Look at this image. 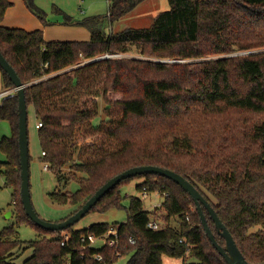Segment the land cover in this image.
<instances>
[{
	"label": "trees",
	"instance_id": "16d2710c",
	"mask_svg": "<svg viewBox=\"0 0 264 264\" xmlns=\"http://www.w3.org/2000/svg\"><path fill=\"white\" fill-rule=\"evenodd\" d=\"M142 1L109 0L110 23ZM169 2L171 9L158 13L148 27L107 34L97 19L88 18L82 24L90 32L89 40L46 41L42 29L5 27L2 22L12 2L0 0V51L25 85L28 109L32 106L42 123L38 138L43 160L59 184L74 179L80 185L71 194L52 192L50 198L75 207L70 216L109 179L129 168H168L202 193L245 259L263 263L264 0ZM25 3L44 20L33 0ZM134 51L142 57L125 55ZM0 71L3 88L14 89L8 74L1 67ZM97 77L100 83L93 84ZM95 94L106 103V119H100ZM0 120L11 126V134L0 141L7 157L0 166L14 190L17 222L32 224L39 233L38 239L23 242L16 238L14 226L4 228L0 264H16L10 251L17 247L32 251L22 264H102L97 253L108 262L115 248H84L81 236L102 235L110 224L49 231L26 215L20 195L16 94L0 103ZM134 178L142 179L136 185L141 193L144 188L169 193L162 204L166 221H179L177 227L168 223L158 231L147 228L150 212L140 197H132L127 220L115 224L121 257L131 254L127 264H162L164 255L182 258L183 264H228L208 238L191 196L164 176L129 177L90 212L122 207L121 186ZM203 209L216 240L225 247L210 212ZM255 227L258 230L252 231ZM65 232L70 238L62 245ZM131 237L135 244L129 243Z\"/></svg>",
	"mask_w": 264,
	"mask_h": 264
},
{
	"label": "rangeland",
	"instance_id": "374dc122",
	"mask_svg": "<svg viewBox=\"0 0 264 264\" xmlns=\"http://www.w3.org/2000/svg\"><path fill=\"white\" fill-rule=\"evenodd\" d=\"M13 5L7 9L4 17V25H24L28 27H34L33 29H42L49 40L60 41H87L90 39H84L83 37L90 33L82 22L88 18L97 19L98 24L102 26V30L105 33H117L127 28H142L151 25L153 18L161 11L171 9L169 0H144L139 3L131 12L120 20L110 23L109 20V0H33V5L42 14L44 20L35 14L29 7H27L25 0H11ZM3 21V22H4ZM244 52L243 54L253 53ZM127 57L142 56L137 52H131L125 54ZM144 58V57H143ZM213 58V57H210ZM149 59V58H146ZM154 60V59H151ZM156 60V59H155ZM166 61V60H162ZM172 61V60H168ZM49 77L47 75L45 78ZM100 83L99 78H95L93 84ZM3 85V83H2ZM96 95V94H95ZM97 96V95H96ZM120 97L115 95L114 98ZM98 101L100 119H106L105 106L102 96H97L94 99ZM28 134H29V151H30V188L32 195V202L37 213L44 219L49 221H60L67 217L76 208L73 206L60 205L54 202L50 198L52 192H66L71 194L79 189L80 185L78 181L71 180L68 184H59L54 172L51 169L46 170L47 164L43 160L40 141L38 138V129L36 123H38L35 117L34 109L31 106L28 109ZM11 134L10 123L6 120H0V141L4 135ZM7 157L0 149V163L6 161ZM48 165V164H47ZM49 166V165H48ZM65 172L72 176L74 171L71 169H64ZM5 168L0 166V233L4 228L14 226L16 232V238L23 242L36 240L39 237L37 229L29 223L17 222L16 205L13 200L14 190L11 186L7 185L6 176L4 174ZM74 172V173H72ZM76 176H85L82 173H76ZM86 177V176H85ZM142 181L140 178H134L128 184L121 186V193L123 199L121 202L122 207L111 208L104 213L90 212L85 215L74 227L76 229H82L89 227L93 223L104 222L114 226L117 223H123L128 218V207L132 197H140L143 200L144 208L152 213L154 206L159 203H163L165 197L158 192H148L144 197L143 193L136 189V185ZM191 209L195 211V207L191 205ZM166 211L163 208H159L157 217L163 222L164 226L168 223L171 226H178V218L171 217L166 221ZM259 227L252 228V231L258 230ZM102 241H98L96 246L102 245ZM13 259L16 260L22 255V260L26 258L30 252L21 251V248L17 247L11 250ZM10 254V253H9ZM131 254L117 258L113 264H127ZM18 262L21 264L22 260ZM163 262L165 264H183V259L178 257L163 256Z\"/></svg>",
	"mask_w": 264,
	"mask_h": 264
},
{
	"label": "water",
	"instance_id": "95a60500",
	"mask_svg": "<svg viewBox=\"0 0 264 264\" xmlns=\"http://www.w3.org/2000/svg\"><path fill=\"white\" fill-rule=\"evenodd\" d=\"M108 57V56H104ZM0 67L8 74L11 81L15 85L16 95L19 101V155H20V176H21V202L26 215L33 221V223L43 229L49 231H63L71 226H74L85 215H87L98 203V201L111 189L117 186L121 181L144 174H158L164 176L176 184L180 185L193 199L196 204L197 210L200 214L203 227L206 234L214 247L218 250L220 255L226 260L228 264H264L263 263H250L248 262L243 253L238 248L232 234L217 215L214 208L202 195V193L184 176L181 174L160 166L155 165H143L129 168L116 176L109 179L103 184L92 197H90L75 213L71 214L67 218L61 221H49L42 218L34 208L32 202L31 188H30V151H29V134H28V106L25 97V85L21 81L18 73L14 67L9 63L5 56L0 51ZM207 208L210 212L216 228L222 237L225 238L226 246L223 247L218 243L214 233L212 232L207 222L204 209Z\"/></svg>",
	"mask_w": 264,
	"mask_h": 264
},
{
	"label": "built area",
	"instance_id": "2783aa9c",
	"mask_svg": "<svg viewBox=\"0 0 264 264\" xmlns=\"http://www.w3.org/2000/svg\"><path fill=\"white\" fill-rule=\"evenodd\" d=\"M106 56H110V55H106ZM45 66L47 67L48 64H45ZM14 94H16V91H15V88L14 89H8V90H5L3 92L0 93V103L7 97L9 96H13ZM42 126V123L41 122H38L36 124V127L39 128ZM42 155L44 156L45 155V152H42ZM45 169L48 170L49 169V166L46 164L45 165ZM143 193V196L146 197L147 194H148V191L146 188H144V191L142 192ZM159 193V192H158ZM169 193H164V197L168 196ZM163 203H159V204H156L154 206V211L152 213H150L149 215V220L147 222V228L151 229V230H154V231H158V230H161L164 228V224L163 222L157 217V212L159 210V208H163L162 206ZM70 238V235L68 233H64L63 234V240L61 242L62 245H65L68 240ZM98 241H102L103 244L100 245V246H103V245H107L108 247H111V248H115V251L113 252V255H112V258L108 261V262H105L104 263V256L100 253H97L95 255V258L97 261L101 262L102 264H113L114 261L121 257V253L120 251H118V247H119V241H120V238H119V227L118 226H110L109 229L102 235H95V234H87V235H82L81 236V242L84 244V248H88V247H91V246H96V243ZM129 243L130 244H135L136 243V239L134 237H131L129 238ZM99 246V247H100ZM162 264H165L164 262Z\"/></svg>",
	"mask_w": 264,
	"mask_h": 264
},
{
	"label": "crops",
	"instance_id": "0c3cea01",
	"mask_svg": "<svg viewBox=\"0 0 264 264\" xmlns=\"http://www.w3.org/2000/svg\"><path fill=\"white\" fill-rule=\"evenodd\" d=\"M9 1H11V0H9ZM12 2V5H13V1H11ZM7 12V11H6ZM6 15V14H5ZM4 21V20H3ZM6 22V19H5V21L4 22H2V24L3 23H5ZM4 25V24H3ZM5 27H8V28H21V29H24V30H27V31H32V30H35V29H33L34 27H28V26H24V25H12V24H7V25H4ZM89 31V30H88ZM90 33V32H89ZM91 36V35H90ZM89 34L88 35H86V36H84L83 38L84 39H88L89 37ZM44 38H45V40L46 41H60V40H49V39H51V38H48L47 36H46V30H45V33H44ZM77 41V40H76ZM3 91H5V89L3 88V85H2V75H1V71H0V93L1 92H3ZM35 113V112H34ZM37 124V123H36ZM37 128V127H36ZM38 129V128H37ZM4 136H9V135H4ZM14 200V199H13ZM14 203H15V200H14ZM61 221V220H60ZM25 252H30V254L27 256V257H29L30 255H31V250L30 249H28V250H25ZM26 257V258H27ZM22 258V255H20L16 260H14L15 261V263L16 264H19L20 262H18L19 261V259H21ZM26 258H24L23 260H22V262L26 259ZM22 262H21V264H22Z\"/></svg>",
	"mask_w": 264,
	"mask_h": 264
}]
</instances>
